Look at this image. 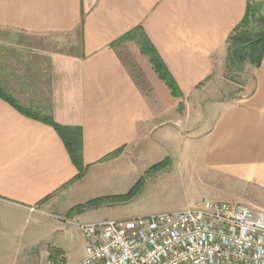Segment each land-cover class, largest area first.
I'll use <instances>...</instances> for the list:
<instances>
[{
	"label": "crops",
	"instance_id": "0c3cea01",
	"mask_svg": "<svg viewBox=\"0 0 264 264\" xmlns=\"http://www.w3.org/2000/svg\"><path fill=\"white\" fill-rule=\"evenodd\" d=\"M248 5L252 0H0V86L8 99L0 96V264H48V248H38L41 216L69 210L67 201L91 198L96 186L122 190L142 177L144 185L174 184L180 172L171 171L179 163L172 158L164 171L144 176L166 158L146 163L144 147L179 137L198 89L245 64L250 92L222 104L201 141L200 162L211 175L264 191V53L256 68L239 40L228 43ZM134 29L181 97L136 40L117 42ZM48 118L79 129L83 176Z\"/></svg>",
	"mask_w": 264,
	"mask_h": 264
},
{
	"label": "rangeland",
	"instance_id": "374dc122",
	"mask_svg": "<svg viewBox=\"0 0 264 264\" xmlns=\"http://www.w3.org/2000/svg\"><path fill=\"white\" fill-rule=\"evenodd\" d=\"M252 7L261 13L264 12V0H252ZM252 28L259 32L264 29V25L254 24ZM251 72L250 66L245 64L241 70L228 69L224 77L210 80L209 89L206 86L198 89L191 100L187 116L186 114L181 116L186 119L179 123V129L182 127L179 137L161 141L159 146L149 143L144 147V156H148L146 163H156L164 157L179 162L177 167L175 166L177 170L168 169L174 173L180 172V177L176 175L174 184L159 182L136 185V182L122 190L118 188L115 190L113 186H106L108 188L96 186L95 194L91 198L67 201L65 209L69 210L52 212L51 216H41V225L38 228L41 230V242L38 248L39 250L40 246L43 250L45 247L48 248V262L75 264L85 257L87 243L77 223L86 224L180 211L190 202L197 204L204 199L240 203L264 211V191H256L251 187L211 175L200 162L202 139L221 112L222 104H226L234 97L241 98L249 94L247 84L252 79ZM183 109L184 107L179 109L178 114L182 113ZM164 166L154 173L144 174L145 177L164 171L170 167V162ZM182 166L183 169L179 170ZM30 227L27 226V229Z\"/></svg>",
	"mask_w": 264,
	"mask_h": 264
},
{
	"label": "built area",
	"instance_id": "2783aa9c",
	"mask_svg": "<svg viewBox=\"0 0 264 264\" xmlns=\"http://www.w3.org/2000/svg\"><path fill=\"white\" fill-rule=\"evenodd\" d=\"M76 225L87 244L75 264H264V211L240 203L204 199L180 211Z\"/></svg>",
	"mask_w": 264,
	"mask_h": 264
},
{
	"label": "trees",
	"instance_id": "16d2710c",
	"mask_svg": "<svg viewBox=\"0 0 264 264\" xmlns=\"http://www.w3.org/2000/svg\"><path fill=\"white\" fill-rule=\"evenodd\" d=\"M259 12L260 10H255L253 7L248 5L241 23L234 29V34L228 38V43H233L239 40L241 44L240 50L245 54L249 63L256 68L259 67L264 53V29L259 32L252 30V26L254 24L264 25V12ZM130 40H136L141 52L149 57V60L158 77L166 83L172 95L178 98L181 97L182 95L178 87L168 75L158 56L147 51V49L151 46L143 33H141L140 29L130 31L119 38L117 42L121 43ZM0 96L7 99L1 86ZM182 108L183 107L181 106L180 109ZM46 122L51 125L62 138L73 164L78 168L79 173L77 177L83 176L85 168L83 167L82 161V141L79 129L60 126L54 123L50 118H48ZM118 153L119 151H114L113 153L108 154L104 159L112 158ZM168 162L169 160L165 159L157 164H154L144 174L149 175V173H154L155 171L164 168L165 163ZM143 179L144 177L140 178L136 185L142 184Z\"/></svg>",
	"mask_w": 264,
	"mask_h": 264
}]
</instances>
